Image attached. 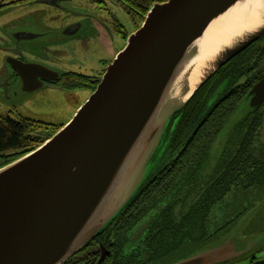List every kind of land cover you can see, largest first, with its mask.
<instances>
[{
	"label": "water",
	"instance_id": "obj_1",
	"mask_svg": "<svg viewBox=\"0 0 264 264\" xmlns=\"http://www.w3.org/2000/svg\"><path fill=\"white\" fill-rule=\"evenodd\" d=\"M246 1L153 4L71 122L39 148L0 168V264H66L118 218L154 174L142 170L149 156L160 151L171 116L190 101L181 100L191 90L194 64L189 60L198 53L197 42L212 23ZM261 15L258 27L210 60L193 96L222 66L264 38ZM79 28L68 27L64 34ZM15 36L24 40L38 35ZM8 62L23 76L49 70L18 59ZM26 85L25 91L34 92L43 83L34 79ZM251 92L255 108L264 101V79ZM219 239L171 264H220L247 254L248 247L240 251L230 238Z\"/></svg>",
	"mask_w": 264,
	"mask_h": 264
},
{
	"label": "rangeland",
	"instance_id": "obj_2",
	"mask_svg": "<svg viewBox=\"0 0 264 264\" xmlns=\"http://www.w3.org/2000/svg\"><path fill=\"white\" fill-rule=\"evenodd\" d=\"M59 2L60 4L55 7L23 2L10 7H0V45L8 50L13 49L6 53L10 56L20 53L33 62L48 63L67 70L80 71L78 67L80 61L85 63L88 69L99 70V61L114 59L113 52L126 46L125 37L133 35L143 24L123 3L115 0ZM78 23L81 27L77 33L68 36L63 34L67 26ZM117 23L124 25L125 34L116 31ZM24 32L36 33L39 36L35 39L18 41L15 35ZM6 53L0 51V118L8 116L14 119L29 118L50 126L45 128L41 125L43 131L47 129L51 131L69 124L79 111L78 109L92 95L86 88L64 91L55 90L51 86H43L34 92H25L22 82L9 78L11 70ZM83 72L89 74L92 71ZM179 107L176 105V108ZM173 108L161 115L160 123L169 118V114L175 110ZM251 109L250 100L241 101L224 125V129L216 136L207 157L211 168L219 160L221 161L224 154V158L232 157L235 150L239 148L233 149V146L237 145L241 139L236 136L233 140L232 130L236 123H241L249 115ZM169 135L170 132H167L164 136V146L162 145L160 151L153 158L149 156L145 161L143 174L147 171L158 173L163 167L168 156L166 145ZM262 137L263 129L251 145L252 156L255 159L263 157ZM210 213L205 231L199 234L198 227L195 226L190 235L192 236V233L196 231L194 239L191 238L179 246L168 248L164 253H160L163 259L149 264H171L183 258L188 251L192 254L199 252L202 245L209 243L206 241L211 234L216 233L210 238L212 241L216 240L218 229H221L218 242L230 238L238 250L248 247L251 249L249 253L264 249V185L249 188L236 186L226 198L213 206Z\"/></svg>",
	"mask_w": 264,
	"mask_h": 264
},
{
	"label": "flooded vegetation",
	"instance_id": "obj_3",
	"mask_svg": "<svg viewBox=\"0 0 264 264\" xmlns=\"http://www.w3.org/2000/svg\"><path fill=\"white\" fill-rule=\"evenodd\" d=\"M39 1L40 0H2L0 3V7H10L22 2L24 4L40 3ZM59 1L64 0L55 1V5L48 3L40 4H46L55 7L60 4ZM78 25H80L81 27L80 23L71 24L67 27ZM119 25L122 24L117 23V32H119ZM65 30L66 28L63 30V34ZM36 35L39 36V34ZM17 40L24 41L25 39L19 40L17 38ZM11 50L13 49L10 48V50H8L7 48H5V46L0 45V51L2 52L4 51L5 53H8V51ZM121 50L122 49L119 48L117 51H114V57H116L118 52ZM8 58L18 59L26 65L37 64L51 70H42L44 72L29 71L26 72V76H23L7 61L11 70V75L9 76V78L16 82H22L24 91L26 89V83H28V81L33 82L34 79H39L42 81L43 86H51L55 90L70 91L72 89L86 88L91 92V94L98 89V85L102 81L103 76L114 60L101 59L99 61V70H94V68L88 69L86 64L80 61V65L78 66L80 68V71H74L62 69L53 65L51 66L48 63L43 64L38 61L33 62L20 53L14 56H10L7 54L6 59ZM83 71L92 72L89 74H85V72ZM262 79H264V38L257 42H254L253 45L249 46L248 49L243 51V53L234 57L231 62L222 66V68L218 70L216 74L211 76V78L205 82L206 85L203 86L201 90V101L198 100L195 103L191 104V107H189L187 110L190 140L192 139V136L198 128L199 120L197 110L200 108L201 103L204 99L205 101H208V105H210L211 107L212 105L218 104L225 99H228L229 101L239 100V103L245 99L251 100L252 89L257 83L262 81ZM236 109H234V111ZM234 111L230 112V114L233 115ZM17 119H21V117ZM246 124L249 125V129L247 132L243 129ZM240 126V130L233 134L232 139L234 140L236 136H238L240 137L241 141L238 142L237 145H234L233 149L241 146H250L252 148L251 145L253 144L255 137L262 129V139L264 142V101L258 104L255 108L251 109L249 115L246 116V118L241 122ZM48 127L50 126L45 125V128ZM224 127L225 126L221 127L216 132L214 140L216 139V136L224 129ZM46 131L50 132L49 129H47ZM214 140H212L209 145L206 144L207 150L211 149ZM228 159H221V161L219 160L218 162H226ZM207 163H209V161ZM241 187L247 188L244 186ZM216 190L222 191V189L219 187L213 189L212 191ZM192 192L193 198L195 197V206L185 205L188 202H185L184 206H174L173 203L178 201H170L166 203L171 205L169 207L162 206V208H159L158 205L161 206L162 204L158 203L155 208L145 209L146 203L140 202L134 204V206L129 211H124L119 214L117 220H115L113 224H111L107 232L98 234V236L94 238L93 241L88 244V246L78 252L77 255L73 256V261L71 262V264H131L128 263V261L132 262V260L134 261V263L132 264H149L156 260L163 259V257H160V253H164V251H166L168 248H172L182 244L181 240L176 241V238L180 239L181 237H183L187 229L193 228L195 226L201 227V225H199L198 223L194 224L190 222L192 218H194V221L197 220V222H203L204 227L206 228L207 219L211 215L210 211L213 206L217 204L215 202L213 204L204 205L202 203L196 202L201 199L199 197L201 194L206 192L205 190L194 188V191ZM176 194H178L176 191L173 192V196ZM156 195L158 194H147L143 195L142 197L148 199ZM227 195L218 201L223 200L227 197ZM178 219H182V226L180 228L175 224V221H177ZM186 219H188L189 221H186ZM181 229L182 232L180 233ZM220 230L221 229H218L216 238H218ZM177 231L178 233L176 235L175 233ZM172 234H175V237ZM214 234L216 233L211 234L207 242H212V239L210 238L214 237ZM174 240L175 242H173ZM149 251H153V254L148 253ZM250 251L251 249H248L247 254H244L240 258L235 257L229 262H223L220 264H264V249H262L261 251L256 250L252 253H249ZM148 254L153 256L154 258H148ZM152 258V261H147L148 259L150 260Z\"/></svg>",
	"mask_w": 264,
	"mask_h": 264
},
{
	"label": "trees",
	"instance_id": "obj_4",
	"mask_svg": "<svg viewBox=\"0 0 264 264\" xmlns=\"http://www.w3.org/2000/svg\"><path fill=\"white\" fill-rule=\"evenodd\" d=\"M92 1L102 2V0ZM115 1L123 3L131 14L143 22L145 15L150 11L153 4L164 3L167 0ZM119 26V32L121 34L124 33V25ZM205 85L206 83L201 86L184 107L171 116L172 118L168 124L170 135L166 145L168 156L165 161L163 160L164 165L158 173H154L148 178L138 195L127 205L123 212L129 211L134 204L140 202L146 203L145 209L155 208L158 203L162 204L161 206L158 205L159 208H162V206L169 207L171 205L166 203L170 201H178L173 203L174 206H184L185 202H188L185 205L195 206V197L193 198L192 196L194 188L206 191L200 195L199 198L201 199L196 201L206 205L217 203L218 200L229 194L236 186L249 188L250 186L264 185V153L261 159H255L252 156V148L250 146L239 147L235 150L232 157L226 156L224 158V154L221 159H229L226 162H218L212 168L207 163L210 150H207L206 144L209 145L214 140L216 132L228 122L232 116L230 112L238 107L240 104L239 100L229 101L225 99L218 104L212 105V107L208 105V101H205V99L202 103L200 102L201 106L197 110L199 120L197 122L199 125L190 140L187 110L191 107V104L198 100L201 101V90ZM240 124H235L232 130L233 134L240 130ZM41 125L43 126L44 124L29 118L17 120L11 117L0 118V168L36 149L40 146V143L49 139L55 134V131L59 130L57 128L50 132L43 131ZM243 129L247 132L249 125L246 124ZM217 187L221 188L222 191H212ZM175 191L178 194L173 196ZM147 194L158 195L148 199L142 197ZM186 221L189 220L186 219ZM113 222L100 234L107 232ZM190 222L201 225V227L197 226L199 234L205 229L203 222L194 221V218ZM175 224L180 228L182 219L175 221ZM193 228L187 229L183 237L175 240L185 242L191 238L194 239L196 231L190 236ZM181 232L182 229L180 230ZM177 233L178 231L175 234L177 235ZM175 234L172 235L175 237ZM148 253L153 254V251ZM147 257L151 258L153 256L148 254ZM72 261L73 258H70L66 264H71ZM128 263L132 264L134 261H128Z\"/></svg>",
	"mask_w": 264,
	"mask_h": 264
},
{
	"label": "bare ground",
	"instance_id": "obj_5",
	"mask_svg": "<svg viewBox=\"0 0 264 264\" xmlns=\"http://www.w3.org/2000/svg\"><path fill=\"white\" fill-rule=\"evenodd\" d=\"M264 12V0H248L230 10L228 14L212 23L204 36L196 44L198 53L192 55L189 62L194 64V68L189 76L191 90L182 102H187L193 96L200 81L205 76V69L209 67L210 60L217 56L225 47L231 46L234 41L242 37L253 28L258 27L262 22ZM176 95L174 104L179 100ZM173 103H169L167 110Z\"/></svg>",
	"mask_w": 264,
	"mask_h": 264
}]
</instances>
